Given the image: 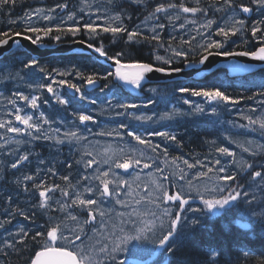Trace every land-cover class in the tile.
Wrapping results in <instances>:
<instances>
[{
  "label": "snow or ice",
  "instance_id": "1",
  "mask_svg": "<svg viewBox=\"0 0 264 264\" xmlns=\"http://www.w3.org/2000/svg\"><path fill=\"white\" fill-rule=\"evenodd\" d=\"M16 6L17 0H0V14L9 8L11 30L0 31V48L10 49L14 44L19 52L21 39L45 47V38L59 44L72 37L111 61L114 70L89 73L76 65L49 69L27 52L20 54L24 59L11 53L10 63L0 62V81L22 82L35 93L26 94L17 88L5 97L0 91V98L11 106L9 119L0 118V230L6 233L0 237V264H13L12 257L23 260V264H139L136 259L118 258L121 253L135 255L129 248L133 242H149L162 250L160 254L166 257L162 264H173L172 257H180L175 264H240V253L233 252L239 237L237 241L225 237L232 235L233 228L245 237L256 228L264 230V142L249 139L241 143L226 136L241 149L238 157L216 140L205 141L215 155L210 153L203 160L190 162L183 156L170 157L167 146L150 138L160 137L166 145L174 143L183 148L174 132L142 133L124 122L110 130L93 132L88 125L98 124L91 114L93 110L98 115L125 117L141 125L205 115L204 104L189 97L202 98L210 105L207 114L217 118L230 112L243 97H233L215 85L194 87L169 80L163 88H148L153 95L143 104L119 99L117 92L127 87L144 90L152 73L164 77L187 75L185 69H198L210 57H248L264 62V0H77L76 4L55 0L51 6H28L12 19ZM254 12L259 18H252ZM77 37L81 39L77 41ZM106 38L112 44L123 41L128 50L110 54L104 44ZM137 45L149 48L147 62L133 59L131 49ZM226 67L233 73L250 70L249 64ZM31 69L44 74L43 82L31 79L32 74L26 71ZM68 77L99 87L101 93L108 89L111 95L103 102L105 106H99L98 99L87 95ZM100 81L105 83L101 85ZM64 86L72 90L77 102L93 107L73 111L70 126L62 129L63 120L43 111L39 116L35 113L44 91L67 109L73 100L59 91ZM256 95L264 97V91ZM259 103L264 108V100ZM155 104H163L165 110L151 114L139 111ZM133 109L137 111H130ZM256 111L250 109L251 113ZM239 117L246 123H225L259 132L264 138V114L241 111ZM90 136L121 141L130 137L135 144L125 141L123 146H101ZM41 142L48 145L50 159L35 151ZM65 146L68 156L60 160ZM58 167L66 168L67 174H60ZM192 169H200L194 177L210 181L212 186L205 185L201 191L189 175ZM117 170L129 173V177ZM144 170L149 171L142 179ZM51 177H58L63 184H50ZM197 198L201 206L193 208L190 201ZM241 206L243 210L237 217L222 224L220 239L204 244L202 236L214 231L213 223ZM189 252H199L201 259H185ZM242 255L247 259L251 253L245 250Z\"/></svg>",
  "mask_w": 264,
  "mask_h": 264
},
{
  "label": "trees",
  "instance_id": "2",
  "mask_svg": "<svg viewBox=\"0 0 264 264\" xmlns=\"http://www.w3.org/2000/svg\"><path fill=\"white\" fill-rule=\"evenodd\" d=\"M34 1V2H33ZM36 1V2H35ZM39 2V3H38ZM55 2V0H24V3H21L20 0H17V6L14 9V12L12 14V19H15L17 17H19L20 15H22L23 11L27 9L28 6L31 7H37L39 5H45V6H51L53 3ZM41 3V4H40ZM44 3V4H43ZM51 5H48L50 4ZM73 3V0H72ZM35 4H37L35 6ZM39 4V5H38ZM47 4V5H46ZM26 8V9H25ZM9 8L6 7L3 10V13L0 14V31H4V30H9V26H8V19H9ZM13 29H15V25L12 26ZM19 30V29H16ZM81 37H77L76 39H80ZM167 38V34H165V39ZM73 40L72 37H66L65 39H63L64 41H69V40ZM62 40V41H63ZM61 41V42H62ZM43 42H47L48 44H53L55 41L51 40L50 38H45ZM56 43V42H55ZM104 44L106 46V48L108 49L110 54H114L116 51H120V50H128L125 48V45L123 43V41H117V43L112 44L111 41L109 39H105L104 40ZM131 51H133L134 55H133V59H137V60H141V61H145L147 62L149 60V48L148 47H141L140 45H137L135 49H131ZM27 52L23 47H21V45H19V52L17 50V46L14 47V49L12 50V52L7 53L2 59H0V62L3 63H10L13 58L11 56V53H18V59H24L25 57L23 55H20L21 53ZM28 53V52H27ZM56 56V57H55ZM41 65L48 67L49 69L52 67H59V68H63L65 66L71 67V65H76L78 67H80L82 70H84L85 72H99L100 74H104L107 71H112L113 69L111 68V66L107 65L106 63H104L103 61L101 62V60L97 59L96 57H94L91 53L88 52H84V53H77V54H66V55H51L42 59H39ZM49 63V64H48ZM57 64V65H56ZM51 65V66H50ZM53 65V66H52ZM19 67V64L17 63V68ZM12 71H15L16 69H11ZM28 72H30L31 75V79L32 80H37V81H42L41 78V73H39V71L37 69H31V70H26ZM263 71V72H262ZM259 73H264V70H260L258 71ZM257 72V73H258ZM215 74V72L209 73L204 75L202 78L198 79V80H194V81H188L186 83V85H191V86H205V87H211L213 85L218 86V87H222L224 90L227 91V93L233 97H243L241 99V101H245L248 100L246 99V97L248 96H253L254 94L261 92L264 90V81L261 80H255V82H253L254 84H243L242 85L240 83H232L226 80H217L214 79L215 77H213V75ZM67 79L72 80V82L74 83H80V85L82 86V90L86 93V94H91V91H87L86 90V86H84V82L75 78V77H68ZM182 82V81H181ZM78 83V84H79ZM82 83V84H81ZM103 83H105V81H100V84L103 85ZM14 81H8L6 83V86H12L14 87ZM241 85V86H240ZM20 89L23 88L24 91H26L27 93H31V90L27 89L26 85H24L23 83L18 85ZM86 90V91H85ZM237 92V94H236ZM255 92V93H253ZM61 93L69 98L70 100H72L73 98V103L75 102L76 104H71L70 105V111L68 108L65 109L62 106L58 105L57 103L54 102V100H52V98L46 93V91H44L42 93V100H41V107L44 111L49 113V110H52L54 112H57L58 114H63L64 118H70L71 113L73 111L76 110H83L86 107V103L85 102H77L75 100V98L73 97V94L69 91V89L64 86L61 89ZM120 96V98L128 100V95L125 91V89L120 90L117 92ZM32 94V93H31ZM149 92L145 93L144 97H146L147 99L150 97ZM240 94V95H238ZM143 97V98H144ZM103 97H99V99H101ZM142 97L139 99H143ZM47 99L49 100L48 104H44L43 100ZM130 99H135L134 97H130ZM133 101V100H132ZM52 103V104H51ZM161 105V104H160ZM74 106V107H73ZM63 108V109H62ZM69 110V111H68ZM64 111V112H63ZM62 112V113H61ZM65 113V114H64ZM67 113V114H66ZM191 120L189 118L183 119V120H179L176 124L178 125V128L180 130L177 138L182 140L184 147L182 149H184V153L188 154V152H192V150H189V146L193 147V148H198L197 146H193L194 141L199 140L200 137L202 136V129L204 127H199L196 126L198 125L197 121ZM210 134L207 135H203L205 137H207ZM197 137L198 139L193 140L192 142L190 141V139L192 137ZM41 142L39 144V146L35 149L37 150V152L41 153L44 157L46 158H51L50 153H49V149H48V145H46L45 143ZM188 145V146H187ZM65 148V147H64ZM181 148V147H180ZM68 156L67 150H63V154L59 156L60 160L65 159V157ZM32 167H35V164L33 163ZM27 170V169H25ZM58 171L60 172V174H67V169L64 167H58ZM75 174V170L73 169V175ZM48 182L51 183H59V184H63V181H61L58 177H51ZM12 189H9V191H11ZM1 207V206H0ZM2 207L0 208V213H2ZM20 219V218H18ZM225 221H228V219H226ZM23 222V221H21ZM43 222V221H40ZM13 223H16V221H14ZM26 223V222H25ZM213 228L218 227L219 225L216 224V222L213 223ZM4 232L2 230H0V236L3 234ZM260 236L259 238V242H262L261 239L263 240V234L259 233L258 234ZM222 236V234L215 236V240H219L220 237ZM242 237V236H241ZM203 242L204 244H208L209 242H211V239L209 237L206 236H202ZM248 240V239H247ZM246 245V243H244ZM263 254V252H262ZM264 255V254H263ZM174 259H172L173 264H175V262L180 259V257H173ZM185 259H192V260H200L201 259V255L199 252L196 253H191L189 252V254L187 256L184 257ZM245 259V258H244ZM262 259V257L256 258V262L260 263V260ZM264 259V256H263ZM13 260V264H23V260H17L16 257H12ZM235 260V259H233ZM248 264H252L251 260H252V256L250 255L248 258ZM255 260V259H253Z\"/></svg>",
  "mask_w": 264,
  "mask_h": 264
},
{
  "label": "rangeland",
  "instance_id": "3",
  "mask_svg": "<svg viewBox=\"0 0 264 264\" xmlns=\"http://www.w3.org/2000/svg\"><path fill=\"white\" fill-rule=\"evenodd\" d=\"M76 2H77V0H73V4L74 3L76 4ZM39 6H42V5H39ZM39 6H37V7H39ZM258 18H259V16H258ZM170 31H171V29H170ZM193 34H195V33H193ZM161 54H163V52H161ZM0 75H2V74H0ZM43 75L44 74L41 73V78L43 77ZM254 79L255 80L264 81V73H258V74L255 73L253 76H251V79L248 78V79H237V80L255 82ZM8 81H0V91L4 92V96L5 97L10 96L11 92L16 90L17 88H19L18 85L22 84V82L14 81V83H15L14 87L6 86V83ZM163 86H164V84H154V85H150V86L146 87V89H148L150 87L163 88ZM20 90L24 91L23 88L20 89ZM59 91L61 92V89H59ZM105 91H108V92H104L103 94L100 91L96 92V94H102V95L105 96V97H103L101 99H99V97H97V96H91V95H89V96L92 97V98L98 99L99 106L103 107V106H105L103 104V102L111 95V93L109 92L108 89H106ZM24 92L26 94H31V93H27L26 91H24ZM32 94H35V93H32ZM256 94L253 95V96H256V98L254 100H249L248 99V100H245L242 103H239L230 112H223L219 116V118H217L216 116H212V115L207 114L208 110L210 109V105H207L202 100V98H200V97H189V99H191L195 103L204 104V106L206 108V114L205 115L198 116V117L191 118V119H194V120L199 121V122L200 121H213V122H216L217 124H219V127H220L218 129V133L219 134L217 133V135H213L211 138L206 139V141L216 140L218 145H222V146L228 147L230 150L235 151L237 153V156L239 157V155L241 154V149L239 147H237L236 143H233L230 140L225 139L226 136H231L232 139H234L237 142H241V143H243L245 140H249V139L260 141V142H264V138H262L260 136L259 132H253V131H249V130L241 129V128H233V127H231L230 124L225 123V122L226 121L235 120L238 123H246V121L240 120L239 112H241V111H243L246 114H252V115L264 114V108H261L260 107V103H259L261 100H264V97L258 96ZM48 95L50 96V94H48ZM152 95L153 94L151 93L150 96H152ZM117 97L119 99H121L119 97V95H117ZM146 102L147 101H145V102H135V103L143 104V103H146ZM158 105L159 104L150 105L147 108L139 109V111L151 114L153 112H162V111L165 110L164 109V105H162L159 108V110H157ZM86 106H87L86 109H92V107H93L91 105H86ZM183 107L185 109H187L188 106L184 105ZM10 108H11V106L7 104V100L3 99V98H0V118L9 119V117L7 116V111ZM252 108H256L257 111L255 113H251L250 109H252ZM26 111H31V110L30 109H26ZM40 111L45 112L49 117H51L53 119L63 120L65 123H64V125L61 126L62 129L70 126L71 121L73 119V118H67L66 119V118H64L63 114H58L57 112H54L52 110H49V113H48V112H46V111H44L42 109L41 105H40L39 110L35 113V115L39 116V112ZM130 111H137V110L133 109V110H130ZM91 114L96 116V118L98 120V124H89L88 125V127L92 128L93 132H98V131L105 130V129L110 130V129L116 127L117 124H119L120 122L130 123V127L135 128V129L140 128L139 131L142 132V133L150 132V131H153V130H168V131L174 132L178 136V134L180 132V130L178 128V125L176 124L177 122H167L166 121V122L158 123V124H143V125H141V124H138L135 121H131L130 122V121L126 120L125 117H115L112 114L98 115V112L96 110L91 111ZM131 125H135V126H131ZM53 126L55 127L56 125H53ZM81 127L83 128V126H81ZM150 138L153 140L154 143L161 144L162 147L163 146H167L168 149H169V156L170 157L183 156L184 158L189 159L190 162H193L194 159H196V158H199V159L203 160L206 156H209L210 153L213 156L215 155L214 149H212L210 147V145L205 143V142L204 143H200V142L197 141L196 144L199 146L200 149L198 148L199 150L195 149L192 152H188V154L187 153L185 154L184 152L181 151L180 147H176L174 143H168L166 145L165 142L160 137L153 136V137H150ZM90 139H93L94 141L95 140H99L101 146H107L108 144H111L113 147L123 146L125 141H130L131 143L135 144V141H131L130 137H125V141H121V140H119V139H117L115 137H99V136H95V137L90 136ZM137 147H140V146L137 145ZM63 150H67V153H68L67 146H65V148H63ZM35 151H37V150H35ZM104 167L106 168L107 166H104ZM74 170H75V174H76V169H74ZM117 171H119L120 175L124 176L125 178L129 177V173L124 172L123 170H117ZM147 171H149V170H144V172L141 173V178L142 179L145 178V173ZM198 171H200V169H192L190 171L189 175L192 177L193 183L196 184L201 189V191H203V188H204L205 185H207L208 187H211L212 184H211L210 181H207L205 179L197 180L194 177L193 174L198 172ZM75 174H74V176H75ZM106 206L107 207H113L114 205L113 204H108ZM191 206L193 208L200 207V205H198V204H194V205H191ZM114 207H116L118 211L123 210V209H120L119 206H114ZM240 208L241 209H239L237 211L238 214L243 210V206H241ZM4 235H6V233L2 234L0 237H2ZM143 243L145 245L148 244L147 247L154 246V244L149 243V242H143ZM139 244H140V242H133L132 246H131L132 249H136ZM154 248H155V246H154Z\"/></svg>",
  "mask_w": 264,
  "mask_h": 264
},
{
  "label": "water",
  "instance_id": "4",
  "mask_svg": "<svg viewBox=\"0 0 264 264\" xmlns=\"http://www.w3.org/2000/svg\"><path fill=\"white\" fill-rule=\"evenodd\" d=\"M17 39H20V38H17ZM43 43L45 47H37L35 45H31L29 41H25L21 39L20 45L24 49H26L35 58H45L50 55H63V54H68L72 52H77V53L90 52L96 58L103 60L106 63H108L110 66H112L111 61H107L103 57H99L98 54L94 53L91 49H88L86 45H81L78 42L70 41V42H62L59 44L57 43L47 44L45 42ZM15 46L16 45L13 44L10 49L7 47L0 48V59L3 58L7 53H9ZM234 63L249 64L250 70L247 72H240V73H233L229 71V74L233 76L244 75L247 73L256 72L259 69H264V62L252 61L248 57H227V58L222 57V56L210 57L207 64L203 66H198V69H191V68L185 69V72L187 73V75L180 74L178 76H173V77H164L162 76V74L152 73V74H149L148 81L149 82H160V81H168V80H173V79L175 80H188L191 78L198 79L202 76L200 72H203V75H204L205 73H210L218 66L226 67L227 65L234 64ZM87 89L91 90L94 88L87 86ZM126 89L129 90L133 94H140L139 90L132 89L131 87H127Z\"/></svg>",
  "mask_w": 264,
  "mask_h": 264
},
{
  "label": "flooded vegetation",
  "instance_id": "5",
  "mask_svg": "<svg viewBox=\"0 0 264 264\" xmlns=\"http://www.w3.org/2000/svg\"><path fill=\"white\" fill-rule=\"evenodd\" d=\"M188 2L191 3V0H188ZM252 18H258V14L254 12L253 15H252ZM168 31L170 32V29ZM165 34H167V33H165ZM173 34L175 35L176 33H173ZM179 34L180 35H184V33H179ZM216 38L219 39V37H216ZM232 39L236 40L237 43H239V39L237 37H233ZM231 47H235V45H231ZM220 69H223V71H221ZM228 71H229L228 68L222 67V68H215L213 72H215V75H216V74L228 73ZM152 85H154V84H152ZM148 86H149V84H148ZM146 87L147 86H145V88H144V94H143L142 98L144 97L145 93L148 92ZM134 98L135 99H130V101L133 100L135 102H145V101L148 100L146 97L143 98V99H145V101L143 99H139L140 97H134ZM242 102L243 101H240V103H242ZM162 105L163 104H161L160 106H162ZM197 122H199V121H197ZM200 122H203V121H200ZM212 136L213 135H208L207 137L202 136L199 140L194 141L193 146H197L199 148V146L196 144L197 141L200 142V143H204L206 141V139L211 138ZM195 139H198V138L193 136L190 139V141L192 142ZM189 149H194V148L189 146ZM191 203L199 204L201 206L199 199H193V200L190 201V204ZM193 204H191V205H193ZM234 210H237V209H233L232 211H234ZM228 217H230V216L223 217V219L215 221L216 224L219 225V226L215 227L214 231L211 234H203V235L206 236V237H209L211 239V242H213L215 240L216 234L217 235H220V234L223 235L222 224L225 223V222H230L231 221V219H229ZM227 218L229 220L225 221ZM258 230L260 231V233L263 234L262 242L255 241V239H256L255 236H257V234L259 233ZM253 233H254V235H253ZM251 236H253V237H251ZM238 237H239L238 242L233 244V252L240 253V264H248V260L244 259L243 255H242V251H245V250L246 251L249 250V252L251 251L250 253H251V256H252V260H251L252 264H260V263L256 262L257 261L256 258L262 257V259H263V256H264L263 255L264 254V231L259 229V228H256L255 231L251 233V235H247L248 240L247 241H243V239L241 238V235H239L238 231L235 228H233L232 235L231 236H226L225 239H227L229 241H237ZM211 242H209V243H211ZM244 243H246V245H243ZM131 246H132V244L129 245L130 249H132ZM147 246H148V244L145 245L144 243H140L136 249H132L135 252V255H137L138 257L137 256L135 257V255L130 257L128 254L124 255V253H121V254H118V258L119 259H124L125 261H128L130 258L131 259H136V260L139 261V264H141V263L145 264L146 261H147L146 264H148V263L149 264H162L163 259L166 258L165 256H162L160 254V252L162 250H157L155 245H154L155 248H154V246H152V247H147ZM251 249H253V251ZM153 252H155L156 254L152 255ZM262 252H263V254H262ZM252 253H253V255H252ZM171 259H174V258L172 257ZM232 259H236L235 255L232 257ZM253 259H255V260H253ZM142 261H144V262H142Z\"/></svg>",
  "mask_w": 264,
  "mask_h": 264
},
{
  "label": "bare ground",
  "instance_id": "6",
  "mask_svg": "<svg viewBox=\"0 0 264 264\" xmlns=\"http://www.w3.org/2000/svg\"><path fill=\"white\" fill-rule=\"evenodd\" d=\"M44 1V0H43ZM48 1V0H47ZM34 2V1H33ZM36 2V1H35ZM39 3V2H38ZM41 4V3H40ZM44 4V3H43ZM75 4V3H74ZM37 4H35V6H36ZM39 5V4H38ZM47 5V4H46ZM48 5H51V3L50 4H48ZM26 9V8H25ZM137 22V21H136ZM81 39V38H80ZM167 39V38H166ZM69 40V39H68ZM64 41V40H63ZM67 41V40H66ZM70 41V40H69ZM47 43V42H46ZM55 43V42H54ZM22 47V46H21ZM12 52V51H11ZM10 53V52H9ZM29 54V53H28ZM79 54V53H78ZM31 55V54H30ZM32 56V55H31ZM60 56V55H59ZM56 57V56H55ZM2 59V58H1ZM1 61V60H0ZM102 62V61H101ZM49 64V63H48ZM57 65V64H56ZM108 65V64H107ZM51 66V65H50ZM53 66V65H52ZM56 67V66H55ZM226 68V67H225ZM263 72V71H262ZM259 73V72H258ZM257 73V74H258ZM213 77H215L214 79H217V80H221V79H224V80H226V81H229V82H232V83H240L241 85H242V83L243 84H246V85H248L249 86V84H254L253 82H249V81H240V80H237V79H241V78H238V77H236V76H233V75H230L229 73H222V74H214L213 75ZM194 80H196L195 78H192V79H190V81H194ZM72 81V80H71ZM79 83V82H78ZM77 83V84H78ZM80 84V83H79ZM82 84V83H81ZM240 85V86H241ZM84 86H86L85 84H84ZM86 91V90H85ZM253 93H255V92H253ZM236 94H237V92H236ZM238 95H240V94H238ZM70 98V97H69ZM141 98V97H140ZM72 100H73V98H72ZM144 101H145V99H143ZM73 104H76L75 102L74 103H72V105ZM74 107V106H73ZM64 108V107H63ZM62 108V109H63ZM69 108H70V106H69ZM68 108V109H69ZM70 110V109H69ZM68 110V111H69ZM73 110V109H72ZM72 110H70V111H72ZM64 112V111H63ZM62 113V112H61ZM65 114V113H64ZM67 114V113H66ZM192 121V120H191ZM190 121V122H191ZM193 122V121H192ZM196 126H199V127H204L201 131H202V136L203 135H207V134H210V135H217V133H218V129L220 128L219 127V124H217L216 122H213V121H203V122H198V125H196ZM219 134V133H218ZM201 136V137H202ZM200 137V138H201ZM188 146V145H187ZM194 205V204H193ZM199 205V204H198ZM2 207V206H1ZM0 207V208H1ZM3 209V208H2ZM239 209H241V208H238L237 210H234V211H232L231 213H230V217H228L229 219H233V218H235V217H237L238 216V213H237V211L239 210ZM2 211V210H1ZM227 217V216H226ZM227 218V219H228ZM223 219V218H222ZM228 219V220H229ZM259 231V230H258ZM264 231V230H263ZM256 233V232H255ZM259 233H260V231H259ZM258 233V234H259ZM257 234V236H255L256 237V239H255V241H257V242H259V238H260V236ZM249 235H251V233L249 234ZM253 235H254V233H253ZM256 235V234H255ZM251 237H253V236H251ZM242 239H243V241H247V236L245 237V236H242L241 237ZM261 241H262V239H261ZM243 245H245V244H243ZM252 251H253V249H251ZM257 250V249H256ZM255 250V251H256ZM249 251V250H248ZM251 252V251H250ZM125 255V254H124ZM252 255H253V253H252ZM137 255H135V257H136ZM150 256V255H149ZM152 256V255H151ZM127 257V256H126ZM138 257V256H137ZM146 257V256H145ZM149 258V257H148ZM164 260V259H163ZM150 261V260H149ZM146 263H147V261H146ZM145 263V264H146ZM154 263V262H153ZM142 264V263H141ZM149 264V263H148Z\"/></svg>",
  "mask_w": 264,
  "mask_h": 264
}]
</instances>
